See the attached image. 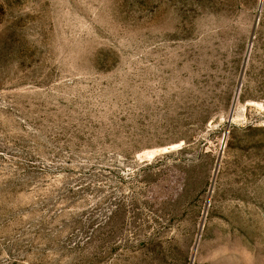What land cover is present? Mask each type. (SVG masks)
Masks as SVG:
<instances>
[{"label":"rangeland","instance_id":"rangeland-1","mask_svg":"<svg viewBox=\"0 0 264 264\" xmlns=\"http://www.w3.org/2000/svg\"><path fill=\"white\" fill-rule=\"evenodd\" d=\"M261 2L0 0V264H264Z\"/></svg>","mask_w":264,"mask_h":264},{"label":"water","instance_id":"water-1","mask_svg":"<svg viewBox=\"0 0 264 264\" xmlns=\"http://www.w3.org/2000/svg\"><path fill=\"white\" fill-rule=\"evenodd\" d=\"M261 3H263V0H262ZM246 62H247V58H246V60H245V63H246ZM238 93H239V88H238V90H237V95H236V98H235V102H234V105H233V109H234V107H235V105H236V101H237Z\"/></svg>","mask_w":264,"mask_h":264}]
</instances>
